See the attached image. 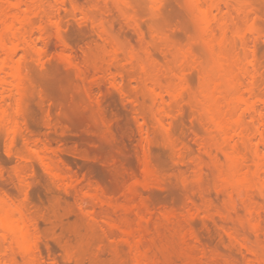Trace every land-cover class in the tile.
<instances>
[{
  "label": "rangeland",
  "instance_id": "obj_1",
  "mask_svg": "<svg viewBox=\"0 0 264 264\" xmlns=\"http://www.w3.org/2000/svg\"><path fill=\"white\" fill-rule=\"evenodd\" d=\"M127 1L130 6L129 15L139 25V29L111 5L110 13L106 14V26L111 36L116 39L117 46L122 51L133 48L138 58L130 63L124 54H120L116 61L117 71L112 69L111 75L95 73L87 59L90 55L93 61L107 60L106 55L104 56V44L97 38L90 20L104 16L95 8L96 4L103 0H65V8L58 10L62 33L74 55V64L87 70L86 77L81 79L78 70L62 60L61 45L53 38L50 40L48 51L41 57L42 67L33 60L25 62L31 82L33 81L31 84L34 83V89L30 85L32 90L26 89L27 100L29 99L27 105L35 118L30 116L28 119L31 118L30 123L35 120L37 128L35 125L33 128L37 131H32V134L24 132V138L18 136L12 149L13 155L9 157L4 154L6 140L3 135L0 136V187L13 189L14 192L20 187V180L16 176L19 166L23 168L22 175L30 183L29 192L39 194V199L26 203V209L29 216L39 224L38 234L43 257L41 264H131L130 248L121 241L120 234L114 232L112 237H106L105 228H102L105 226L106 212L113 221L126 218L134 227L142 224V218L139 220V216H149V221L146 217L148 222L140 225L144 228H141L140 232L141 242L145 250H150L156 264H199L202 260L201 264H211L213 251L222 253L225 260L241 263L242 256L236 248L227 247L226 237L221 233L220 225L228 224V227H233L230 221L225 224L219 219L217 222L206 221L201 216L203 214L191 220L188 217V211L193 207L191 199L198 208L203 207L205 199L213 202V210L225 208L222 206L224 202L221 196L214 190L215 177L209 160L204 158L206 168L202 181L196 183L192 178L195 161L202 156L200 143L207 139L204 125L194 119V109H191L193 106L187 103L189 94H194L197 89L199 79L196 70H189L186 74L191 90L186 97L187 101L183 103L184 112L179 114L175 111L172 122V137L184 151L183 160L180 162L177 159L175 152L165 145L163 137L156 131L153 121L148 120L151 161L156 176L150 182L148 190L142 189L143 156L140 145L145 134L140 132L139 126L144 116L149 117L152 106L149 99L144 97L145 93L137 87L140 75L136 67L137 62L144 60L142 49L146 46L151 48L156 65L161 69L171 63L172 53L178 49L190 48L194 58L202 63L206 62L207 56L200 41L194 38L197 37L195 23L184 0H162L157 11L151 0ZM238 1L248 2L257 14L255 28L262 37L257 42L256 55L263 72L264 0ZM71 2H78L84 13L89 16V20L82 21L80 14L75 15ZM38 46H42L41 43ZM118 72L121 76H118ZM93 79L97 82L99 80L101 85L92 86L91 93L88 87L92 85ZM114 80L117 83L113 82ZM260 83L259 89L263 91L264 83ZM121 87L125 92L123 96L119 91ZM85 89L87 90L84 91ZM86 92H89L90 97H87ZM98 101L103 103L104 113L96 105ZM151 108L154 111L153 107ZM16 126L13 123L10 128L16 130ZM25 138L34 141L32 144L35 145V141H39L36 149L30 147L37 153L32 149V152L25 149ZM44 143H49L50 148L56 149L58 155L60 154L59 158H51H58L60 161L57 159L55 165L53 162V165L49 164L53 169L49 172L62 173L67 179L59 178L61 184L59 179L56 181L57 178L46 172L44 166L35 158ZM42 154L43 152L39 155ZM49 156L45 157L49 159ZM87 168H91L92 172L88 173ZM183 176L188 177L187 183H183ZM96 187H102V193L105 192L103 198L106 194L105 200L113 207L107 206L110 208L108 209L94 203L98 202L92 196ZM15 197L20 201L22 199V195L17 191ZM82 201L85 202L87 210L93 208L96 214L94 222L82 212ZM165 211L173 213L175 218L172 217L168 221V217L164 218ZM183 220H186L185 225ZM247 228L248 226H245L244 231ZM187 230H192L200 238V242L195 243L197 248L193 250L184 242L183 234L188 233ZM250 239L253 243L252 236ZM225 260L220 258L219 264H223Z\"/></svg>",
  "mask_w": 264,
  "mask_h": 264
},
{
  "label": "bare ground",
  "instance_id": "obj_2",
  "mask_svg": "<svg viewBox=\"0 0 264 264\" xmlns=\"http://www.w3.org/2000/svg\"><path fill=\"white\" fill-rule=\"evenodd\" d=\"M184 1L195 23L197 37L194 38L204 47L207 59L202 63L194 58L190 48L178 49L172 53L171 63L165 69H161L156 65L151 48L146 46L142 49L144 60L137 62L136 67L140 75L137 87L145 93L142 92L144 97L149 99L154 110L152 111L148 105L151 109L149 117L144 116L139 126L140 132L145 134L140 145L143 156L142 189L148 190L151 186L150 182L156 176L151 161V139L148 136L147 122L149 124L153 121L165 145L175 152L180 162L183 160L184 151L179 148L178 141L172 137V122L175 111L179 114L184 112L183 103L187 101L186 97L191 90L186 74L189 70H196L199 79L197 89L194 94L192 92V95L189 94L187 103L193 106L191 109H194V119H198L204 125L207 139L200 143L202 156L195 161L192 178L196 183L202 181L206 168L204 158L209 160L215 177L214 190L221 196L224 202L222 206L225 208L214 209V212L213 202L210 199H205L203 207L198 208L191 199L193 207L188 211V217L191 220L203 214L201 216L206 221L217 222L219 219L224 224L227 221L233 224L230 228L228 224L225 226L221 223V233L226 237L227 247L238 250L243 258L242 262L225 260L222 253L213 251L215 254L213 253L214 258L211 256L213 258L210 260L211 264H219L220 258L225 260L223 264H264V89L263 91L259 89L260 82L264 83V71H261L256 55L257 42L262 37L255 28L257 14L248 2L238 0ZM151 2L157 11L162 0H151ZM110 5L129 21L131 20L132 25L138 29L139 25L129 15L130 6L127 0H103L100 4H96L95 8L104 16L90 20L97 38L104 44V56L106 55L107 60L93 61L90 55L87 59L95 73L111 75L112 69H117L116 61L120 54H124L130 63L137 61L138 57L133 48L122 51L117 46L116 39L109 33L106 14L110 13ZM65 6V0H0V136L3 135L6 140L4 154L7 157L12 154L18 136L24 138V132L32 134L36 124L34 113L29 111L27 105L29 99L27 100L26 93L33 88L34 83L31 84L33 81L31 82L25 62L33 60L42 67L41 57L48 51L50 40L53 38L61 45L62 60L68 66L75 67L81 79L86 77L87 70L74 64V55L62 33V21L58 10ZM71 9L75 15L80 14L82 21L89 20V16L84 13L78 2H71ZM141 38L143 39V35ZM39 43L42 46H38ZM119 75L121 76L120 72ZM92 82L88 87L89 92L92 86L98 87L100 81L93 79ZM113 82L117 83L115 80ZM119 91L120 95H125L122 87ZM89 92H86L87 97H90ZM102 104L98 101L96 105L103 110ZM101 112L104 113V110ZM102 113H100L101 117H103ZM30 116L34 118L32 119L34 124L30 123L31 118L28 119ZM13 123L17 125L16 130L10 128ZM110 126L108 129L111 132ZM33 142L25 138V149L31 150V146L36 149L39 141H35L36 145L32 144ZM44 144L43 148L38 146L41 147L38 155L43 152L42 156L36 155L35 158L44 166L46 172L53 171L49 164L53 162L55 165L60 154L58 155L56 149L50 148L49 143ZM44 155L46 157L50 155L49 159L58 158L51 161ZM48 160L51 162L49 163ZM56 166L52 167L55 169ZM86 170L88 173L92 172L91 168ZM49 173L57 178L56 181L61 177L67 179L62 173ZM22 174L23 168L18 166L16 176L20 180V187L15 190L22 195L21 201L16 199V191L7 190L2 185V188L0 187V264H41L43 260L38 234L39 224L29 216L26 209L29 200L39 199L40 196L38 193L29 192L30 183ZM187 178L183 176V183H187ZM61 179L58 180L59 183ZM96 188L92 196L98 202L94 203L111 208L112 204L105 200L106 194L103 198L105 192L102 193V187ZM136 193L138 195V192ZM84 203L83 201L80 203L82 212L94 222L96 214L93 208L87 210ZM165 212L164 218L168 217V221L172 217L175 218L173 213ZM139 217V220L142 218L140 220L142 224L146 223L147 218L149 221V216ZM185 221L183 220L184 225ZM142 224L134 227L126 218L115 222L106 212L105 226L102 228H105L104 232L108 238L112 237L114 232L120 234L121 241L130 248V254L128 253L130 260H128L131 264H156L150 255V250L143 248L140 235L141 228L144 230L140 227ZM245 226H248L247 230L245 229L247 232L244 231ZM183 236L186 245L192 247L190 249L197 248L196 244L200 242V238L192 230ZM251 236L253 243L250 242ZM202 261H199V264L203 263Z\"/></svg>",
  "mask_w": 264,
  "mask_h": 264
}]
</instances>
